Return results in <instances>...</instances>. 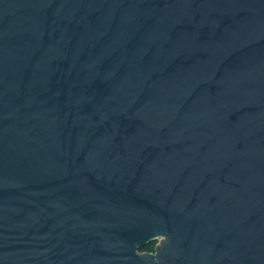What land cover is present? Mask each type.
Masks as SVG:
<instances>
[{
  "label": "water",
  "instance_id": "1",
  "mask_svg": "<svg viewBox=\"0 0 264 264\" xmlns=\"http://www.w3.org/2000/svg\"><path fill=\"white\" fill-rule=\"evenodd\" d=\"M0 264H264V0H0Z\"/></svg>",
  "mask_w": 264,
  "mask_h": 264
},
{
  "label": "trees",
  "instance_id": "2",
  "mask_svg": "<svg viewBox=\"0 0 264 264\" xmlns=\"http://www.w3.org/2000/svg\"><path fill=\"white\" fill-rule=\"evenodd\" d=\"M155 246V241H151L150 243L142 246L140 250H146V251H153Z\"/></svg>",
  "mask_w": 264,
  "mask_h": 264
},
{
  "label": "rangeland",
  "instance_id": "3",
  "mask_svg": "<svg viewBox=\"0 0 264 264\" xmlns=\"http://www.w3.org/2000/svg\"><path fill=\"white\" fill-rule=\"evenodd\" d=\"M142 251H146V250H142Z\"/></svg>",
  "mask_w": 264,
  "mask_h": 264
},
{
  "label": "flooded vegetation",
  "instance_id": "4",
  "mask_svg": "<svg viewBox=\"0 0 264 264\" xmlns=\"http://www.w3.org/2000/svg\"><path fill=\"white\" fill-rule=\"evenodd\" d=\"M155 243H156V241H155Z\"/></svg>",
  "mask_w": 264,
  "mask_h": 264
}]
</instances>
